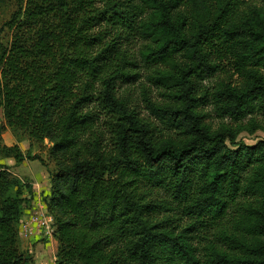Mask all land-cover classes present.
I'll use <instances>...</instances> for the list:
<instances>
[{
  "label": "trees",
  "instance_id": "obj_1",
  "mask_svg": "<svg viewBox=\"0 0 264 264\" xmlns=\"http://www.w3.org/2000/svg\"><path fill=\"white\" fill-rule=\"evenodd\" d=\"M249 2L264 5L18 0L0 28V109L55 165L43 202L56 264H264V139L246 144L233 128L264 133V18L238 19ZM139 63L170 85L172 103L150 107L183 140L154 138L121 94ZM219 73L229 80L204 85ZM205 99L220 132L202 124ZM0 153L46 166L1 137ZM21 185L0 164V264H35L20 249L24 191L33 194ZM175 208L182 219L167 218ZM177 220L188 221L179 233ZM219 227L220 246L202 236Z\"/></svg>",
  "mask_w": 264,
  "mask_h": 264
},
{
  "label": "rangeland",
  "instance_id": "obj_2",
  "mask_svg": "<svg viewBox=\"0 0 264 264\" xmlns=\"http://www.w3.org/2000/svg\"><path fill=\"white\" fill-rule=\"evenodd\" d=\"M17 6L18 0H0V28H2L3 25L10 19L13 12L17 9ZM241 11L240 15H238V19L240 20L252 19L256 13L264 18V5L258 2L247 3ZM4 39L5 41L10 39V34L6 29L4 31ZM135 45L136 44H132L128 50L130 55H133L138 59L140 58L139 47ZM134 73L137 74L135 80L132 83L122 84L121 87V94L124 96L130 109L135 110L140 119L151 125V133L157 140H183L185 137L182 135L181 131L177 130L173 125H167L165 123L166 119L159 117V115L150 107V103H153L156 106H166L172 103V100L169 98L171 90L170 85H166L158 79V76L154 74V69H147L141 63H139V67L134 68ZM229 76V73L227 75L219 73L214 78L205 81L204 85L208 88H214L218 83L228 81L230 78ZM200 102L202 103H199L198 111L202 116V124L209 128L212 132H220V113L216 111L213 104L209 103V99H205ZM2 126H5V129H2ZM233 128L235 132H237V140L243 141L246 144H254L258 141V139H264V133L262 131H256L254 134H251L249 131H245L238 126H234ZM105 136L108 137L109 134L106 132ZM0 137L3 140V143L8 147L18 145L24 153L31 151L32 154H38L45 159L46 166H43L38 161H26L28 166L22 168V172L23 174H26V176L22 175V173L18 176L12 171L14 166L8 165V162H14L15 160L13 158H7L0 153V164L10 168V171L20 179L22 184L21 187L23 189L26 185H29L31 189H33L29 175L31 172L37 171L35 169H37V167L39 168V163L46 169L48 175L49 172L51 173L55 168L54 163L47 157V151H45L46 147L42 150V146L39 144H33L31 147V143L25 135L19 132H14L5 125L1 109ZM47 144L48 141H46L45 146ZM24 195L28 198V201H26L23 205V217L19 223L20 249L23 252H29L35 261V264H56L59 244L54 237L52 229L50 230L48 227L38 228L37 224L32 223L33 217L37 216L38 212L42 213L45 212V210L48 211L45 203L43 202L44 195L42 194V198L37 197L36 199L35 193H33L31 199H29L30 196L26 189L24 191ZM159 196L162 198L166 197L163 193H159ZM165 215L166 214L160 216V220H164ZM174 215L178 216V220L182 219L178 209L173 211V213L171 212L167 218ZM178 220L172 224L175 228L179 229L177 233H179L182 228L186 227L188 223L187 220ZM29 221L30 226L34 228V233L26 238L25 234L23 235V226ZM229 227L231 226L229 225ZM46 232H48V234H46ZM203 234L202 236L207 238V241L216 242L218 246H220V227L219 229L212 228L203 230Z\"/></svg>",
  "mask_w": 264,
  "mask_h": 264
},
{
  "label": "crops",
  "instance_id": "obj_3",
  "mask_svg": "<svg viewBox=\"0 0 264 264\" xmlns=\"http://www.w3.org/2000/svg\"><path fill=\"white\" fill-rule=\"evenodd\" d=\"M12 160V159H8ZM14 161V160H13ZM8 165L14 166L12 171L16 173L18 176L22 175L26 176V174H23L22 168L27 167L28 164H26V161H24L22 164L17 165L15 161L14 162H8ZM38 165V164H37ZM16 166V167H15ZM39 163V168L37 167V171L31 172L29 175V178L31 179V184L33 186V193H35V198L37 197L42 198V194L44 196L48 195L49 189H50V177L46 171V169Z\"/></svg>",
  "mask_w": 264,
  "mask_h": 264
},
{
  "label": "built area",
  "instance_id": "obj_4",
  "mask_svg": "<svg viewBox=\"0 0 264 264\" xmlns=\"http://www.w3.org/2000/svg\"><path fill=\"white\" fill-rule=\"evenodd\" d=\"M30 221L23 226V235L25 234L26 238L33 235L34 233V228L30 226ZM32 223L37 224L38 228L48 227V229H52L53 233L55 232L54 217L46 210L42 213L38 212L37 216L33 217ZM46 234H48V232H46Z\"/></svg>",
  "mask_w": 264,
  "mask_h": 264
}]
</instances>
